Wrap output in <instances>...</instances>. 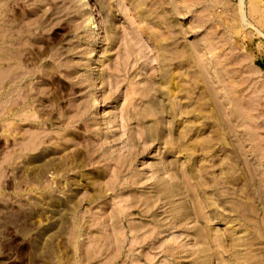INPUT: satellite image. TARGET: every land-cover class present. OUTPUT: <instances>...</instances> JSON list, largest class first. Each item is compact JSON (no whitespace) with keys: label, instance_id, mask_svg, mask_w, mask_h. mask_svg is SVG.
Listing matches in <instances>:
<instances>
[{"label":"rangeland","instance_id":"374dc122","mask_svg":"<svg viewBox=\"0 0 264 264\" xmlns=\"http://www.w3.org/2000/svg\"><path fill=\"white\" fill-rule=\"evenodd\" d=\"M251 2L0 0V264H264Z\"/></svg>","mask_w":264,"mask_h":264},{"label":"bare ground","instance_id":"6f19581e","mask_svg":"<svg viewBox=\"0 0 264 264\" xmlns=\"http://www.w3.org/2000/svg\"><path fill=\"white\" fill-rule=\"evenodd\" d=\"M244 3H245V0H239V14H240V22H241V24L243 25V26H248L249 25V21H248V19L246 18V13H245V8H244ZM252 3V5H251V9L250 10H254V12H260V13H262V14H264V6L263 7H260V6H257V4H255V3H253V2H251ZM91 8V6H90V4L89 3H87L86 4V9H90ZM250 26H251V24H250ZM254 28V27H253ZM256 31H258L259 32V34L261 35V32L257 29ZM9 36V35H8ZM7 38V37H6ZM8 49V48H7ZM6 49V51H8ZM6 55V54H5ZM7 58V57H6ZM6 58H3L2 57V59L3 60H5ZM20 58V57H19ZM18 61V60H17ZM16 61V62H17ZM16 64V63H15ZM10 66V65H9ZM12 66V68H13V65H11ZM7 70H8V68H6ZM14 70L12 71V72H6L5 74V76H3L4 78V85H8V87H9V85H10V82H12V81H14V80H18V82H20L21 83V81L23 80L22 78V76H23V74H25L23 71H21L22 70V67H21V65H19V66H17L16 65V68H13ZM6 71V70H5ZM15 77H16V79H15ZM20 78V79H19ZM168 82L167 83H169V85H168V90H169V97L170 98H172V97H176L177 96V90H179V89H177V83H175L174 82V76H173V74H172V76L171 75H169L168 76ZM17 82V84H16V88H17V86L19 85V83ZM205 82V81H204ZM18 89V88H17ZM9 91V90H8ZM173 99H171V101H172ZM172 103V106H176L177 105V101H172L171 102ZM176 103V104H175ZM147 105L148 106H145L144 108H143V110H141V115L145 118V117H147V116H149V115H156L157 114V111H158V104L156 103V101H153V102H148L147 103ZM160 112V111H159Z\"/></svg>","mask_w":264,"mask_h":264}]
</instances>
